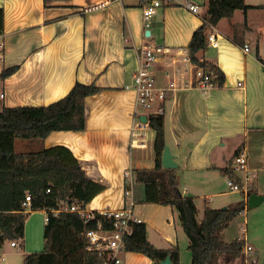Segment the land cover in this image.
I'll use <instances>...</instances> for the list:
<instances>
[{
	"label": "crops",
	"instance_id": "crops-1",
	"mask_svg": "<svg viewBox=\"0 0 264 264\" xmlns=\"http://www.w3.org/2000/svg\"><path fill=\"white\" fill-rule=\"evenodd\" d=\"M187 2L198 4L200 12L190 11ZM206 2L167 1L145 29L141 0H0L4 9L0 39L5 45L0 71L19 65L0 82V110L2 106L48 105L66 96L77 81L105 87L87 97L85 130L53 131L43 144L69 147L88 175L105 186L88 208L119 209L126 201L125 170L155 165L156 131L141 119L150 110L138 108L133 74L143 48L163 47L153 71L159 85L175 83L163 102L167 145L179 163L178 171H183V194L195 197L199 208L211 207L210 202H217L213 208L237 204L227 199L235 192L220 168L228 166L242 146L241 152L248 156L249 185L263 200L253 207L251 220L248 191H240L247 208L221 238L229 242L244 237L257 253L255 264H264V54L253 50L243 22L236 18L242 11L246 28L252 29L249 10H236L231 19L223 18L211 28L220 44L209 46L203 54L221 67L225 83L201 87L187 46L204 23ZM246 44L249 52L244 50ZM178 181L180 186L179 172ZM137 191L142 195L139 184ZM206 192H212L211 197ZM145 204V209L134 211L144 220L149 240L159 248L178 246L180 264H184L189 239L184 238L177 212L171 205ZM46 220V209L30 211L24 243L11 246L7 241L2 249L1 254L11 246L5 264H24L28 253L42 248ZM122 258L123 264H160L139 252H124Z\"/></svg>",
	"mask_w": 264,
	"mask_h": 264
},
{
	"label": "trees",
	"instance_id": "trees-1",
	"mask_svg": "<svg viewBox=\"0 0 264 264\" xmlns=\"http://www.w3.org/2000/svg\"><path fill=\"white\" fill-rule=\"evenodd\" d=\"M55 0H45V2ZM250 5L246 0H207L204 23L198 27L187 46L190 61L197 67L213 73V85L223 86L225 73L213 61L206 59L209 49L211 26H217L223 18L231 19L236 10L247 13ZM4 31V9L0 7V35ZM264 62V60H263ZM19 69V65L5 67L0 71V82ZM105 87L96 83L77 81L64 97L48 105L4 106L0 110V255L7 241L25 239L27 218L32 210L46 209L44 227L45 248L28 253L24 264H102L105 258L89 248L87 231L94 228L93 221H86L79 213L63 209L76 204L85 208L105 186L91 178L72 150L65 145L41 147L30 151H17V138L44 140L53 131H82L87 127V97L100 93ZM151 113L149 125L156 131L155 165L135 171L136 183L142 187L139 201L171 205L177 212L188 239L191 252L190 264H221V259L240 258L246 264L244 246L246 239L236 237L227 242L221 233L232 220L247 208L243 199L237 204L223 208L205 206L201 210L195 197L183 194L178 181V169L163 166L162 156L167 145L166 112ZM240 146L229 165L220 168L224 175L244 184L233 167V159L241 152ZM50 189V191H48ZM255 192L249 187L248 195ZM27 195L32 200L24 205ZM57 209H63L56 213ZM139 252L161 262L168 255L180 264V248L156 247L147 236L145 223L136 224L134 233L125 237V252ZM248 264H255L249 262Z\"/></svg>",
	"mask_w": 264,
	"mask_h": 264
},
{
	"label": "built area",
	"instance_id": "built-area-1",
	"mask_svg": "<svg viewBox=\"0 0 264 264\" xmlns=\"http://www.w3.org/2000/svg\"><path fill=\"white\" fill-rule=\"evenodd\" d=\"M171 0H141L143 9V22L145 29L150 28L153 17L157 11L163 7L165 2ZM186 7L194 12L199 13L201 7L194 2H187ZM214 28V26H211ZM209 46L218 47L219 37L214 32L209 33ZM4 42L0 39V59H3L2 50ZM244 50L250 51V46L245 45ZM163 51V47H145L139 54V67L133 74V87L137 93V105L139 109L150 110V113L161 114L164 112V107L161 104L167 97L168 93L175 88V83L161 86L157 83L154 76V65L158 60V55ZM196 76L200 79V86L209 88L213 85V73H209L202 67H197ZM4 97V94H1ZM158 103V106L156 105ZM147 114V116H149ZM233 167L239 171L242 170L245 176L242 177L244 184L240 183L228 176V184L233 191H248L249 189V170L248 156L245 152H240L233 159ZM135 183L136 174L132 168L125 170V197L126 201L123 207L119 209H95L82 208L73 204L65 206L63 209L79 212L86 221H93L95 226L87 231L88 244L90 249L98 251L99 255L105 258L102 264H123L122 254L125 252V237L134 233L136 224L144 223V220L135 213ZM50 191V189H48ZM31 196L27 195L24 205L29 207L31 204ZM63 209H57L60 212ZM11 246H21L19 241L12 240ZM244 252L247 257L246 264L249 262L256 263L258 260L257 253L254 247L246 243ZM5 259V256L0 255V262Z\"/></svg>",
	"mask_w": 264,
	"mask_h": 264
},
{
	"label": "rangeland",
	"instance_id": "rangeland-1",
	"mask_svg": "<svg viewBox=\"0 0 264 264\" xmlns=\"http://www.w3.org/2000/svg\"><path fill=\"white\" fill-rule=\"evenodd\" d=\"M246 1H247L248 4L251 3V4L258 5L256 7L250 8L249 9V13H248L247 21H248L249 25L252 26V29L251 28H246V25H245L246 24V17L243 15L242 11H240L237 14L236 18H237L238 21H242L243 22L244 28H245L244 30L247 32V35L250 36V38L252 39L253 50L257 52L258 49H260L262 54H264V0H246ZM206 6H207V2H206ZM223 22H225V21H223ZM3 107L4 106H2V108ZM43 146H44L43 140H41L39 138H28V139L17 138L16 141H15V149L17 151H21V152L39 149V148H41ZM178 172H179V174L181 176L180 189L183 192L184 185H186V184L184 182V176H183L182 168H180ZM238 173L241 176H243V177L245 176V172L242 171V170H239ZM249 184H250V181H249ZM249 187L251 188L252 185H249ZM234 192L235 193H233L232 195L227 197L229 203H236V202H239L241 200L242 195H241L240 191H234ZM206 193H208L207 194L208 197H211V195H212L211 193L212 192H206ZM135 199H136V203H135V211L136 212L137 211H141V210L145 209L146 206H148L144 202L139 201L138 198L136 197V195H135ZM212 199H213V197H212ZM198 202L204 204L205 200L202 199V198H198ZM216 203L217 202H210L211 207H215L214 205H217ZM220 207H223V206H220ZM203 208H204V206L200 207L201 210H203ZM252 210H254L253 207H248V211H250L249 212V219H251V217H252V212H253ZM177 222H178V224H180V221L178 219H177ZM243 225H244V228L248 227L247 222L245 224H243ZM183 234H184V238L185 239L188 238L186 236L185 232H183ZM30 235H33V232ZM25 237H26V231H25ZM225 237H227V235ZM9 242H11V241H9ZM19 243L21 244L22 241H19ZM10 245H8V250H6V252L1 254V255L5 256L6 259H9L11 257L10 256V252H9L10 251V247H11ZM44 248H45V241H43L42 248L40 250H36V251H33V252L43 251ZM183 254H186V256L188 257L184 264H190L191 263V258H190L191 253L190 252H186V253L183 252ZM5 262L6 261L4 259V260H2L0 262V264H5ZM239 262H240V258L239 259L236 258V259H229L228 260V259H225L223 257L221 259L220 263L221 264H239Z\"/></svg>",
	"mask_w": 264,
	"mask_h": 264
},
{
	"label": "water",
	"instance_id": "water-1",
	"mask_svg": "<svg viewBox=\"0 0 264 264\" xmlns=\"http://www.w3.org/2000/svg\"><path fill=\"white\" fill-rule=\"evenodd\" d=\"M150 32L148 31V35ZM143 121L147 122L148 121V116L144 115L141 118ZM162 162L163 166L166 168H178L179 163L176 160L175 155L171 151L170 146L166 145L165 150L162 156ZM263 200V196L258 194V193H252L248 197V205L249 207H255L259 205V203ZM160 264H175L173 260L171 259V256L168 255L165 259L161 260Z\"/></svg>",
	"mask_w": 264,
	"mask_h": 264
}]
</instances>
